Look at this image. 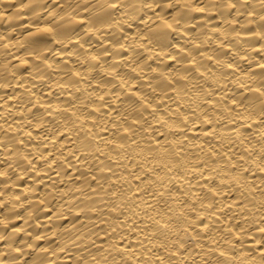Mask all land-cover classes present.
<instances>
[{"label": "clouds", "instance_id": "1", "mask_svg": "<svg viewBox=\"0 0 264 264\" xmlns=\"http://www.w3.org/2000/svg\"><path fill=\"white\" fill-rule=\"evenodd\" d=\"M0 264H264V0H0Z\"/></svg>", "mask_w": 264, "mask_h": 264}]
</instances>
